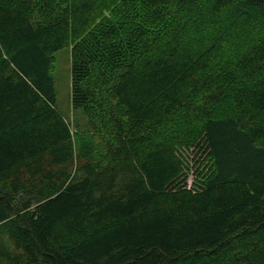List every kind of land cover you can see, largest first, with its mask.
Returning a JSON list of instances; mask_svg holds the SVG:
<instances>
[{"label":"trees","instance_id":"trees-1","mask_svg":"<svg viewBox=\"0 0 264 264\" xmlns=\"http://www.w3.org/2000/svg\"><path fill=\"white\" fill-rule=\"evenodd\" d=\"M0 264H264V0H0Z\"/></svg>","mask_w":264,"mask_h":264},{"label":"rangeland","instance_id":"rangeland-1","mask_svg":"<svg viewBox=\"0 0 264 264\" xmlns=\"http://www.w3.org/2000/svg\"><path fill=\"white\" fill-rule=\"evenodd\" d=\"M53 57L52 77L58 111L69 122L72 131H74V128L84 129L85 116L80 110H72L70 106V49L67 47L60 49L53 54ZM182 153L184 155V165L182 167L184 176L177 183L178 186L190 188L200 182L199 179L201 180V178L197 172L199 169H204L203 166L208 165V160L196 162V151L193 152L191 149L182 151Z\"/></svg>","mask_w":264,"mask_h":264}]
</instances>
